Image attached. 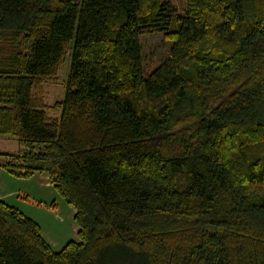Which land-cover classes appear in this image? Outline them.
Segmentation results:
<instances>
[{"label":"trees","instance_id":"trees-1","mask_svg":"<svg viewBox=\"0 0 264 264\" xmlns=\"http://www.w3.org/2000/svg\"><path fill=\"white\" fill-rule=\"evenodd\" d=\"M151 27L171 47L146 74ZM10 135L0 165L47 173L79 241L0 200V264H264V0H0Z\"/></svg>","mask_w":264,"mask_h":264},{"label":"crops","instance_id":"crops-1","mask_svg":"<svg viewBox=\"0 0 264 264\" xmlns=\"http://www.w3.org/2000/svg\"><path fill=\"white\" fill-rule=\"evenodd\" d=\"M2 140L0 162L3 160L1 153L9 152L1 148ZM0 200L36 220L40 224L42 236L55 251L61 250L71 240L79 241V226L75 220L77 210L64 201L48 174L35 173L28 178H21L10 174L0 165ZM51 221L58 222L57 229L52 232L46 229Z\"/></svg>","mask_w":264,"mask_h":264},{"label":"rangeland","instance_id":"rangeland-1","mask_svg":"<svg viewBox=\"0 0 264 264\" xmlns=\"http://www.w3.org/2000/svg\"><path fill=\"white\" fill-rule=\"evenodd\" d=\"M166 3H169L171 7L174 8L177 14H184L186 12V0H163ZM165 29L159 30L158 28H146L144 34L142 35V44H143V66L146 71V74L156 68L160 62L166 59L170 53V43L164 37ZM71 45V44H70ZM71 63V49L69 48L64 60L61 64V67L58 71V74L55 80H50L44 85V100L48 105H53L55 101L60 100L64 97L65 94V80L70 70ZM53 114L56 112L52 111ZM2 140L1 148L8 150L9 152L19 151L21 145L18 140L13 136H0ZM8 153V152H4ZM47 174V173H46ZM63 201V200H62ZM65 201V200H64ZM58 222L51 221L46 225V229L50 232L57 229ZM79 237V234H78ZM77 238V237H76Z\"/></svg>","mask_w":264,"mask_h":264}]
</instances>
